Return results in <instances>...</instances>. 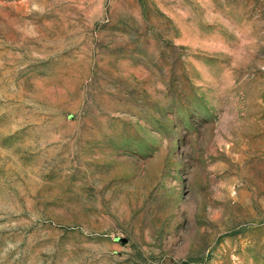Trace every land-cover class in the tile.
I'll use <instances>...</instances> for the list:
<instances>
[{
    "label": "rangeland",
    "instance_id": "374dc122",
    "mask_svg": "<svg viewBox=\"0 0 264 264\" xmlns=\"http://www.w3.org/2000/svg\"><path fill=\"white\" fill-rule=\"evenodd\" d=\"M0 264H264V0H0Z\"/></svg>",
    "mask_w": 264,
    "mask_h": 264
}]
</instances>
